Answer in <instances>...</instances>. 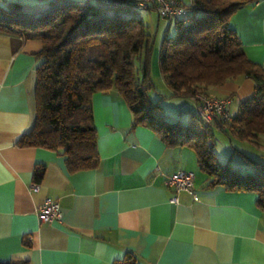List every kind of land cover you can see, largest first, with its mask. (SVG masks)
I'll use <instances>...</instances> for the list:
<instances>
[{
    "label": "crops",
    "instance_id": "0c3cea01",
    "mask_svg": "<svg viewBox=\"0 0 264 264\" xmlns=\"http://www.w3.org/2000/svg\"><path fill=\"white\" fill-rule=\"evenodd\" d=\"M229 25L247 58L264 67V0L238 8ZM41 46L39 39L0 31V261L125 264L131 254L136 264H264V212L256 193L209 185L194 150L169 147L149 128L134 126L114 89L92 95L96 167L69 172L62 149L19 146L34 120ZM204 93L229 97L233 115L254 94V82L241 76ZM250 143L264 156V134ZM41 163L34 190L33 169ZM176 169L194 173L197 198L166 184ZM173 195L176 203L169 201ZM47 196L59 201L61 217L40 223L36 210Z\"/></svg>",
    "mask_w": 264,
    "mask_h": 264
},
{
    "label": "trees",
    "instance_id": "16d2710c",
    "mask_svg": "<svg viewBox=\"0 0 264 264\" xmlns=\"http://www.w3.org/2000/svg\"><path fill=\"white\" fill-rule=\"evenodd\" d=\"M109 1L48 0L37 13L22 12L17 2L0 4V31L42 44L35 69L34 120L17 144L62 149L69 172L96 167L92 95L114 89L128 104L134 126L149 128L169 147H190L209 185L254 191L256 206L264 212V161L242 151L249 167L245 172L232 168V155L220 163L213 131L252 143L264 134V67L247 58L229 25L232 13L254 0H190L184 3L186 13L171 19L174 34L166 31L162 36L158 67L171 95L191 97L197 105L198 96H209L204 93L209 86L241 76L254 82V94L239 103L229 120L210 123L196 108L186 123L166 118L163 106L148 95L154 87V39L132 2ZM134 59L139 60L138 68ZM44 170L43 163L34 167L35 182ZM125 264H136L131 254Z\"/></svg>",
    "mask_w": 264,
    "mask_h": 264
},
{
    "label": "rangeland",
    "instance_id": "374dc122",
    "mask_svg": "<svg viewBox=\"0 0 264 264\" xmlns=\"http://www.w3.org/2000/svg\"><path fill=\"white\" fill-rule=\"evenodd\" d=\"M48 0H0L2 6H9L10 3H21V11L26 13H35L38 9H42ZM84 1V0H76ZM189 0H182L183 3H187ZM137 15L142 19L146 26L147 31L154 39L153 54L151 61V77L154 83V87L148 92V95L155 101H158L164 108L166 118L170 121L180 119L182 123L188 121L190 113L194 111V101L191 97H181L171 95L169 87L164 83L159 67L154 63L153 57H157L159 45L162 36L168 31V35H173L175 28L174 22L157 15L154 9H137L135 10ZM154 55V56H153ZM155 59V58H154ZM134 66L138 68L139 60L134 59ZM235 110V102L231 106V111ZM214 137L216 141L215 151L220 163L225 164L227 159L230 158L232 168L240 171H246L245 158L241 156L240 152L250 154L254 159H264L261 156L259 147H254L248 141H242L229 136L223 131L213 129ZM233 153V154H232ZM197 176H200L199 171L196 172ZM197 177V178H198Z\"/></svg>",
    "mask_w": 264,
    "mask_h": 264
},
{
    "label": "built area",
    "instance_id": "2783aa9c",
    "mask_svg": "<svg viewBox=\"0 0 264 264\" xmlns=\"http://www.w3.org/2000/svg\"><path fill=\"white\" fill-rule=\"evenodd\" d=\"M134 4L137 9H153L159 17L171 20L174 17L184 15L186 8L182 0H126ZM106 2H110L106 0ZM198 104L196 112L198 116L205 122L210 123L215 120H229L231 114L229 111V97H211L198 96ZM194 173L184 169H176L166 178V184L170 186L175 193L186 191L197 198L194 193ZM38 184L34 182L32 188L36 190ZM172 203L177 202L175 195L169 198ZM36 215L40 223H49L59 220L61 217V207L57 199L47 196L36 210Z\"/></svg>",
    "mask_w": 264,
    "mask_h": 264
}]
</instances>
